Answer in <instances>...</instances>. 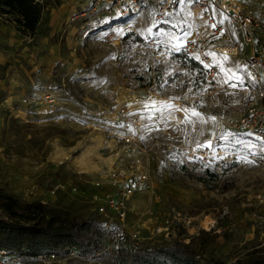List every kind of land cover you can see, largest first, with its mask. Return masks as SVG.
Returning a JSON list of instances; mask_svg holds the SVG:
<instances>
[{
  "label": "rangeland",
  "instance_id": "374dc122",
  "mask_svg": "<svg viewBox=\"0 0 264 264\" xmlns=\"http://www.w3.org/2000/svg\"><path fill=\"white\" fill-rule=\"evenodd\" d=\"M68 1L37 2L40 19L32 34L22 33L12 14L0 12V219L23 222L19 214L25 205L43 204L45 215L76 229L71 240L61 241L79 254L66 264H115L126 251L175 244L198 252L197 264L263 260L264 203L254 195L264 190V146L243 135L247 132L209 119L238 113L246 87L254 83L253 72L248 70L243 87L233 88L234 81L225 83L219 67L207 78L192 66L184 40L174 41L181 44L176 53L150 46L146 36L157 10L154 4L143 7L140 19L99 15L85 21L69 16L89 0ZM222 13L216 12L229 23L225 17L230 16ZM180 16L190 36L198 33V16L189 6H183ZM49 20L62 22L55 26ZM232 33L240 51L247 53L251 45L243 41L240 29ZM254 47L264 49V33H258ZM215 54L224 68L241 66L232 55ZM148 98L161 111L146 109ZM167 104L173 107L164 108ZM193 110L199 115L193 116ZM150 114L152 119L147 118ZM134 115L145 117L138 129ZM119 124L138 130L148 148L154 192H138L129 214L130 223L140 228V240L119 232L116 220L108 221L91 208L87 196L100 161L92 155L89 169L76 161L88 147L98 148L113 136L131 132L116 127ZM229 133L241 134L242 142L234 136L223 140L220 157L227 160L213 171L214 177L204 170L212 167L211 160L184 152L185 145H205L213 136ZM245 143L254 147L250 150ZM60 147L66 157L54 155ZM244 157L255 162H244ZM58 183L62 187L52 191ZM148 208L169 218L166 234L151 235L144 226ZM60 246L49 239L40 251L58 248L63 255Z\"/></svg>",
  "mask_w": 264,
  "mask_h": 264
},
{
  "label": "built area",
  "instance_id": "2783aa9c",
  "mask_svg": "<svg viewBox=\"0 0 264 264\" xmlns=\"http://www.w3.org/2000/svg\"><path fill=\"white\" fill-rule=\"evenodd\" d=\"M147 4L156 6L155 15L158 12L172 11L174 7L168 3L160 5L157 0H89L85 8L69 18H83L86 21L89 16L103 15L121 18L136 16L140 19L139 15ZM187 6L194 16H198L196 20L199 22V31L184 40L183 49L201 64V70L206 77L211 78L219 71L212 61L213 57L206 54L218 52L232 55L236 63L247 66L254 75V83L246 87V98L238 113L226 117L217 114L215 118L231 130L252 133L264 146V49L254 47L258 33H264V0H200ZM217 10L230 16L229 23L216 14ZM220 20L224 21L223 25L218 23ZM213 24L217 26L211 27ZM80 26L83 27V24ZM236 29H240L243 41L251 45L247 53L241 52L238 42L234 41L232 32ZM205 65L210 67L206 68ZM132 120L136 128L142 125V118L138 115H134ZM220 137L215 135L210 139L212 148L197 149L196 144H190L184 146V152L189 157H201L206 162L211 160L210 169L219 171L222 162L227 160L226 157H220L224 151ZM96 149L99 155H95V158L100 161L101 166L95 178L90 181L92 189L86 195L87 200L96 213L106 217L108 221L116 220L119 232L140 240L143 238L140 228L130 223L129 214L132 211V199L138 192H154V182L148 165V148L141 144L137 130L113 136ZM213 156L216 158L213 159ZM59 187H62L61 183L52 191ZM71 190L79 193L77 186H71ZM254 196L256 200L264 203V190L258 191ZM144 214V226L151 235L161 236L167 233L168 217H161L151 208L146 209ZM62 250L63 255L57 251L23 254L0 247V264H66L69 258L72 262L79 258L75 248L63 246Z\"/></svg>",
  "mask_w": 264,
  "mask_h": 264
},
{
  "label": "trees",
  "instance_id": "16d2710c",
  "mask_svg": "<svg viewBox=\"0 0 264 264\" xmlns=\"http://www.w3.org/2000/svg\"><path fill=\"white\" fill-rule=\"evenodd\" d=\"M0 12L12 14L22 33L32 34L40 19V8L33 0H0ZM190 64L201 68V64L193 57L190 58ZM204 170L213 177L216 175L207 167ZM5 203L10 208V203ZM42 206L41 203L25 205L19 214L23 222L0 219V247L10 249L8 246H12V251L35 254L40 252L41 246L49 239L55 243L60 242V248L68 246L61 241L71 240L76 229L71 225L57 223L54 215H45ZM198 254L186 244L149 246L141 251H126L118 255L115 264H197L195 256ZM253 264H264V259Z\"/></svg>",
  "mask_w": 264,
  "mask_h": 264
},
{
  "label": "snow or ice",
  "instance_id": "6c2138e0",
  "mask_svg": "<svg viewBox=\"0 0 264 264\" xmlns=\"http://www.w3.org/2000/svg\"><path fill=\"white\" fill-rule=\"evenodd\" d=\"M142 2V0H141ZM200 0H157V3L160 5H164L165 3H168L173 7L172 11H165L162 13H157L156 15H153L151 18V27L147 29V36L146 39L150 41V46H156L157 48L163 46L167 53H176L181 51V44L180 43H175L174 41H183L187 39L188 35H190L189 32L185 30V25L186 21L180 16L181 11H183V6L184 5H191L193 3H198ZM212 2V0H210ZM207 11V9H205ZM191 14V13H189ZM223 14V13H222ZM213 15H215V11L213 12ZM157 16L159 18H157ZM226 19H230L228 17H225ZM223 20L218 21L220 25H223ZM217 25L213 24L211 27L215 28ZM155 29V31H153ZM123 30H121L122 32ZM121 32H117V35H120ZM179 33V34H178ZM223 35V33H221ZM161 55H165V52H161ZM206 55L212 56L214 59V63L216 66L220 68V71L224 73L226 79L225 83H227L229 80L234 81L230 86L233 88L236 87H243L245 84L246 79L250 77V73L248 71L247 66H237L235 70L232 68H224L222 62L216 59V54L215 53H208ZM197 59H199L197 57ZM224 61L228 60V57L225 55L223 57ZM205 67H210V65H205ZM150 103H145V108L146 109H151L152 114L155 112L161 111L160 108H157V102L155 100H152L151 98H148ZM164 108H169L171 109L173 105L167 104L163 106ZM187 112V109L184 110ZM150 114L147 118L152 119L153 115ZM129 115H132V113H129ZM170 115V113H169ZM193 116H198L199 113L196 112L195 110L192 111ZM142 119L145 118L144 116L141 117ZM209 119L215 120V117H210ZM116 127L119 128H124L127 127L129 131H132L131 126H126L123 124L116 125ZM243 135L245 136H252V133H244ZM228 136H234L236 137V142L240 143L242 142L240 140L241 134L238 133H229V134H224L220 137L221 140H227ZM143 139V137H141ZM245 146L248 147L250 150L253 145L250 143H245ZM197 149L208 147L212 148V143L211 141L207 142L205 145L197 144ZM261 158L264 159V148L261 149ZM253 156H256L257 153L252 152ZM213 159L216 157L213 156ZM191 159V158H190ZM195 159H202L201 157H196ZM244 162L247 163H254V160H248L246 157L243 158ZM182 162V161H181Z\"/></svg>",
  "mask_w": 264,
  "mask_h": 264
},
{
  "label": "bare ground",
  "instance_id": "6f19581e",
  "mask_svg": "<svg viewBox=\"0 0 264 264\" xmlns=\"http://www.w3.org/2000/svg\"><path fill=\"white\" fill-rule=\"evenodd\" d=\"M54 155L55 156L63 155L64 157L67 156L66 152L63 149H61V147L55 151ZM92 155H99V153L95 147L90 146L83 151L82 155L79 158H76V161L79 165H81V167L89 169L91 167L90 165H91V161H92L91 160Z\"/></svg>",
  "mask_w": 264,
  "mask_h": 264
},
{
  "label": "crops",
  "instance_id": "0c3cea01",
  "mask_svg": "<svg viewBox=\"0 0 264 264\" xmlns=\"http://www.w3.org/2000/svg\"><path fill=\"white\" fill-rule=\"evenodd\" d=\"M68 1V0H67ZM69 3H74V2H76V0H70V1H68ZM89 2V1H88ZM50 15H52L51 13H50ZM49 22V24L50 25H55V26H57L59 23H61L62 22V20H49L48 21ZM261 34V33H260Z\"/></svg>",
  "mask_w": 264,
  "mask_h": 264
}]
</instances>
